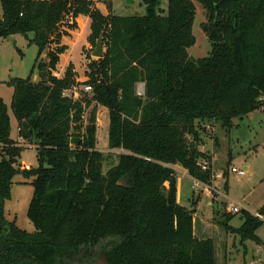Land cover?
<instances>
[{
    "label": "trees",
    "instance_id": "obj_1",
    "mask_svg": "<svg viewBox=\"0 0 264 264\" xmlns=\"http://www.w3.org/2000/svg\"><path fill=\"white\" fill-rule=\"evenodd\" d=\"M194 2L204 10L210 43L200 58L188 54ZM143 3V15H116L92 0H0V38L17 34L34 44L31 71L40 78L6 82L24 143L11 138L0 97V264L94 263L97 246L106 264H217L213 240L194 234V209L177 202L175 166L210 185L201 129L215 121L228 128L264 105V0H167L165 10L160 0ZM78 16L90 20L88 43L101 38L104 50L88 60L83 81L71 63L61 78L54 74L68 49L63 24L75 29ZM76 85L91 90L76 92ZM97 106L107 110L108 148L119 151L106 173L96 148ZM27 147L36 151V167L18 162ZM15 175L31 178V231L5 216ZM240 213L238 227L224 213L225 230L259 242L264 202L256 213Z\"/></svg>",
    "mask_w": 264,
    "mask_h": 264
},
{
    "label": "rangeland",
    "instance_id": "obj_2",
    "mask_svg": "<svg viewBox=\"0 0 264 264\" xmlns=\"http://www.w3.org/2000/svg\"><path fill=\"white\" fill-rule=\"evenodd\" d=\"M93 4L104 14L143 15L145 5L143 0H92ZM196 15L192 25L195 44L188 48L189 56L205 57L210 51V43L201 29L205 22V13L201 5L194 2ZM110 7V8H109ZM167 0H160V8L166 9ZM2 13L0 5V15ZM77 27L70 29L63 24L62 29L68 35L62 38V43L68 45L66 52L59 56L54 74L62 77L68 64H72L77 81L85 80V69L92 56V47L87 36L90 34V20L87 16H78ZM71 20L67 19L66 23ZM32 33H28V38ZM37 57V47L28 44V39L21 35H10L0 38V97L6 104L10 117L11 136L16 137V120L9 109L12 88L6 84L14 77L30 76L32 82L40 80L37 68L32 66ZM41 61H46V50L40 55ZM143 84H137L136 93H141ZM83 86L74 87V91ZM69 94L70 91H67ZM71 94V93H70ZM108 115L104 107L96 108V148L103 153L102 172L114 166L117 162V150H110L107 145ZM201 143L199 149L213 157L210 165L212 181L210 185L195 188L192 177L183 172H177L180 179L178 203L194 209V234L197 237L211 238L215 245L217 264H264V223L257 229L259 242L241 241L239 236L226 231L223 225L224 213H229L231 204L256 212L264 202V105L248 113L243 118H235L230 127H222L219 122L206 124L200 131ZM215 139L217 145H215ZM212 160V159H211ZM19 164L29 167L38 165L36 151L33 147L22 150ZM246 166V169H243ZM244 170L243 176H237L231 171ZM220 173L221 178L215 175ZM227 180V190L224 182ZM31 178L15 175L10 190V198L4 205L5 216L15 220L20 228L28 231L33 225L26 215L27 206L32 194ZM177 199V197H176ZM195 201V202H193ZM229 221L232 227H238L242 219L241 213H234ZM93 261L96 264H106L101 246L92 250Z\"/></svg>",
    "mask_w": 264,
    "mask_h": 264
},
{
    "label": "built area",
    "instance_id": "obj_3",
    "mask_svg": "<svg viewBox=\"0 0 264 264\" xmlns=\"http://www.w3.org/2000/svg\"><path fill=\"white\" fill-rule=\"evenodd\" d=\"M83 90L86 91V92H88V91L91 90V87H90V86H84V87H83ZM141 91H142V89H141ZM70 93H71V92H70ZM70 93H69V94H70ZM67 94H68V93H67ZM69 94H68V95H69ZM138 94H139V93H138ZM140 94H141V93H140ZM202 169H203V170L207 169V165H206V164H203V165H202ZM231 171H232L233 173H235L237 176H243V175H244V170H241V169L237 170L236 168L232 167V168H231ZM215 176H216L217 178H221V177H222L220 173L216 174ZM193 180H194V183H195V188H198L199 186L203 185L202 182H200V181H198V180H196V179H193ZM204 185H205V184H204ZM205 186H206V185H205ZM240 211H241V209H240V206H239L238 204H231V205L229 206V213H231V214L238 213V212H240Z\"/></svg>",
    "mask_w": 264,
    "mask_h": 264
},
{
    "label": "crops",
    "instance_id": "obj_4",
    "mask_svg": "<svg viewBox=\"0 0 264 264\" xmlns=\"http://www.w3.org/2000/svg\"><path fill=\"white\" fill-rule=\"evenodd\" d=\"M10 105V104H9ZM9 123H10V117H9ZM16 130H17V134H16V137L15 138H13L12 136H11V127H10V136H11V138L13 139V140H15V141H17V142H19V143H24V141L19 137V135H18V129H17V122H16ZM213 160H214V158L212 157V162H213ZM212 162H211V164H212ZM21 166L22 167H26V168H28V166H25L24 164H21ZM175 169H176V171L179 173V172H183V173H186L187 174V172H186V170L185 169H183V168H181L180 166H175ZM243 169H246V166H243ZM180 179L179 178H177V180H176V197H177V201H178V197H179V191H180ZM242 209H244V208H242ZM193 210V209H192ZM250 212V211H249ZM251 213H256V212H251Z\"/></svg>",
    "mask_w": 264,
    "mask_h": 264
},
{
    "label": "water",
    "instance_id": "obj_5",
    "mask_svg": "<svg viewBox=\"0 0 264 264\" xmlns=\"http://www.w3.org/2000/svg\"><path fill=\"white\" fill-rule=\"evenodd\" d=\"M103 52L104 50H103L101 38H98L91 54L95 58H100L103 55ZM142 87L143 88H142L141 94H143L144 85H142Z\"/></svg>",
    "mask_w": 264,
    "mask_h": 264
},
{
    "label": "flooded vegetation",
    "instance_id": "obj_6",
    "mask_svg": "<svg viewBox=\"0 0 264 264\" xmlns=\"http://www.w3.org/2000/svg\"><path fill=\"white\" fill-rule=\"evenodd\" d=\"M79 264H96L95 262L93 263L92 261H86V260H83V262H80Z\"/></svg>",
    "mask_w": 264,
    "mask_h": 264
}]
</instances>
